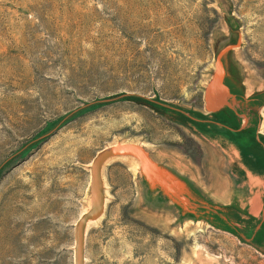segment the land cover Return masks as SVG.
I'll list each match as a JSON object with an SVG mask.
<instances>
[{
  "label": "rangeland",
  "instance_id": "obj_1",
  "mask_svg": "<svg viewBox=\"0 0 264 264\" xmlns=\"http://www.w3.org/2000/svg\"><path fill=\"white\" fill-rule=\"evenodd\" d=\"M128 146L206 183L210 150L264 152V0H0V264H74L76 237L85 264H264Z\"/></svg>",
  "mask_w": 264,
  "mask_h": 264
},
{
  "label": "crops",
  "instance_id": "obj_2",
  "mask_svg": "<svg viewBox=\"0 0 264 264\" xmlns=\"http://www.w3.org/2000/svg\"><path fill=\"white\" fill-rule=\"evenodd\" d=\"M236 135L242 136V134L239 133H236ZM242 151H247L249 154V156H244V158L248 159L246 162H243L240 158V153H242ZM207 161L211 169H217L215 172L212 170L213 176L215 175L218 178L217 181L206 183L202 181L200 177L198 179L195 176L196 173L191 171L188 165H184L178 161L177 166L183 172L178 171L176 166L166 163L162 165L169 168L189 183V185L209 204L224 209V211L230 215L232 214V221L238 224L241 235L250 240V242L254 243L257 247L264 249V152L251 150L242 146L240 149L230 152L229 155L225 151L214 149L208 152ZM155 162L161 164L157 161ZM232 162L238 163L240 172L243 174V179L237 180L239 187L237 188H241L239 191L244 195L243 199L237 197L234 193L225 196L217 192V190L221 189L220 182L224 185L228 184V189L232 190L233 182L229 174H227V169H225ZM207 190L210 192L207 193ZM213 197L216 198L214 199ZM259 202L260 205H256ZM168 203L173 206L172 202ZM230 235L238 241H241L237 236Z\"/></svg>",
  "mask_w": 264,
  "mask_h": 264
},
{
  "label": "water",
  "instance_id": "obj_3",
  "mask_svg": "<svg viewBox=\"0 0 264 264\" xmlns=\"http://www.w3.org/2000/svg\"><path fill=\"white\" fill-rule=\"evenodd\" d=\"M128 157L135 158L140 165L139 174L149 194H159L166 202H172L180 217L204 222L213 228L237 236L264 255V249L244 238L232 214L205 201L184 179L162 164L156 163L142 149L134 146L124 148ZM82 239L76 237L74 264H85Z\"/></svg>",
  "mask_w": 264,
  "mask_h": 264
},
{
  "label": "bare ground",
  "instance_id": "obj_4",
  "mask_svg": "<svg viewBox=\"0 0 264 264\" xmlns=\"http://www.w3.org/2000/svg\"><path fill=\"white\" fill-rule=\"evenodd\" d=\"M221 100L218 99V98H215L214 95L211 94V96L209 97V105H208V108L213 110V109H217L220 107L221 105ZM160 155V154H159ZM172 160V159H171ZM176 160V159H175ZM178 161V160H177ZM131 163V162H130ZM133 163V162H132ZM131 163V164H132ZM136 163V162H135ZM135 163L132 164V166H134V168L136 169L137 167V163H136V166H135ZM181 163V162H180ZM182 165V164H181ZM185 165V164H184ZM135 171V170H134Z\"/></svg>",
  "mask_w": 264,
  "mask_h": 264
}]
</instances>
